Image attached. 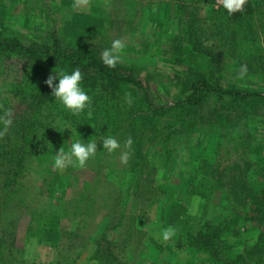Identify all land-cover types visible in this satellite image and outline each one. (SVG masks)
Segmentation results:
<instances>
[{
	"label": "rangeland",
	"instance_id": "374dc122",
	"mask_svg": "<svg viewBox=\"0 0 264 264\" xmlns=\"http://www.w3.org/2000/svg\"><path fill=\"white\" fill-rule=\"evenodd\" d=\"M72 5L73 0H0V38L35 48L87 49L100 57L114 39H122V62L115 68L140 78L155 104L184 99L187 80L196 75L213 85L264 91V0H255L248 23L241 25L244 36L239 33L238 44L220 48L213 44L209 54L199 49L213 43L214 35L207 41L208 32L200 30L204 43L195 44L187 28L190 17L203 29L200 18L212 24L208 0H90L80 8ZM212 5L221 6L217 0ZM250 47L257 67L241 79L237 59ZM74 70L56 60L0 49V90L13 107L12 120L21 124L27 117L15 118V113L40 100L31 112L37 123L30 131L27 154L22 155L21 195L27 194V205L9 206L0 213V264H215L188 248L182 230V221L214 219L222 214L220 208H227L217 204L220 191H211L206 182L194 196L187 195L195 150L200 144L202 149L216 147L225 163L243 169L249 186H257L264 177V98H257L255 106L246 104L249 101L231 103L229 96L207 98L200 115L236 118L240 126L230 133L220 117L213 120L216 127L202 122L186 127L175 108L166 115L150 111L137 83L107 87L93 69L85 73L80 68V86L91 98V115L87 108L73 115L51 94L45 80L55 72ZM58 82L57 76L54 84ZM129 93L131 104L126 99ZM145 113L149 119L143 127ZM104 136L116 138L121 149L108 153L100 140ZM129 136L134 143L123 164L120 154ZM93 140L96 156L85 168L53 167L61 148L68 152L75 141ZM7 158L5 165L13 160ZM220 190L226 191V186ZM204 196L207 206L201 202ZM236 221L243 233L234 242L243 250L259 229L254 223L245 225L243 218ZM76 225L81 232L70 239ZM169 226L176 233L165 242L161 231Z\"/></svg>",
	"mask_w": 264,
	"mask_h": 264
},
{
	"label": "trees",
	"instance_id": "16d2710c",
	"mask_svg": "<svg viewBox=\"0 0 264 264\" xmlns=\"http://www.w3.org/2000/svg\"><path fill=\"white\" fill-rule=\"evenodd\" d=\"M213 1L208 0L207 5V15L213 20L212 24H207L206 17L200 18V22L206 25L204 29L196 22L194 17L192 19L190 17L187 22L190 37L196 39L195 44H202L203 42L200 38V30L208 32L205 38L207 41L212 39L211 36L214 35L215 41L213 43L204 45V48L199 49L208 54L213 44L217 48L231 46L233 42L238 44L237 36L239 33L244 36V30L241 31V25L248 23L246 21L252 15L255 6V0H247L243 11L230 15L222 5L217 9L214 8L212 5ZM213 31L214 33L210 35L209 33ZM0 49L20 51L24 55H32L35 58L41 57L44 61L48 59L56 60L58 64L61 63L64 67L68 66L70 70L83 68V71L87 73V71L93 69L95 77L106 82L107 87L118 86L123 88L128 82H135L144 90L143 97L146 98L150 111L157 115H166L170 112V109L175 108L179 116L185 119L186 127L188 125H197L199 122H202V126L208 124L216 127L213 120L216 119L218 121L220 117L221 123H224L223 126L227 127L226 132L230 133L234 128L240 126L236 118H231L228 114L226 116L222 113H213L209 117L200 115L207 98L214 96L217 100H224L226 96H229L232 100L231 103L242 104V102L246 103L249 101L246 104L250 106L256 105L257 98L258 100L264 98V91L262 90H250L236 84H229L228 86L213 85L205 76L196 75L194 79L189 77L187 80L190 85L187 87L188 92L184 99L174 103L155 104L150 99L148 89L140 78L123 75L116 68L104 65L98 54L92 53L87 49L70 52L55 46L35 48L26 46L19 41L3 38H0ZM250 49L252 50L253 48L250 47L246 51L243 50V57L237 59L240 67L242 65L247 67L248 73L257 67V61L253 62L257 55L250 52ZM2 94L3 91L0 90V116L4 114L5 109L13 110L10 100L7 98L2 99ZM39 102L40 100H32L25 109L15 113V118L19 117L20 119L25 116L27 117L26 120L21 124L18 120H12L8 134L3 139H0V213L9 206L15 209L17 204L23 203L27 205V203H24V197L27 194L24 197L21 195L24 191L21 188L23 181L20 179L23 171L22 155L27 154L26 144L29 141L30 131L35 126V122L37 123L31 112L33 108L38 107ZM27 108H30L28 112ZM174 116L178 117L176 113ZM144 118L143 127L146 126L149 116L145 113ZM229 118L231 120L227 122ZM137 119L136 116L131 120ZM47 120L50 121V119ZM157 121L160 120L157 118ZM2 129L3 124L0 123V130ZM195 154V165L192 172L193 176L191 177L192 184L186 189L187 195L194 196L200 186L206 182L210 184L211 191L213 190L214 192L216 189L220 191L217 204H222L227 206V208H220L222 214L215 217L216 219L205 217L203 220H199L194 215H190L191 218L196 219L194 224L191 221H182V230L185 231L184 235L188 248L197 255L202 252L207 260L215 264H260L264 259V177L263 180L257 182V186H249L243 169L237 168L234 163H225L224 157L219 154L216 147L207 148L206 146L202 149L200 144L195 150ZM9 155L13 160L9 162V165H5L4 163ZM224 185L227 190L221 191L220 187ZM201 198L203 206L209 205L207 197ZM236 218H243V221L247 222L244 223L245 225L254 223L259 229V234L243 250L238 249L234 242V239L243 233L242 226L237 223ZM77 225L72 232L73 235L70 234V239H72V236H74V239L81 232L80 226L77 227ZM63 232L66 235L67 232L65 230ZM105 235L104 233L102 237H105Z\"/></svg>",
	"mask_w": 264,
	"mask_h": 264
},
{
	"label": "clouds",
	"instance_id": "9594fccd",
	"mask_svg": "<svg viewBox=\"0 0 264 264\" xmlns=\"http://www.w3.org/2000/svg\"><path fill=\"white\" fill-rule=\"evenodd\" d=\"M90 3V0H73V8H80ZM227 12L231 15L238 11H243L247 0H217ZM125 48V43L122 39H114L109 48H106L101 53V60L104 65L115 68L118 63L122 62V54ZM247 73V67L242 65L239 77L242 79ZM57 76L59 82L54 84ZM83 79V74L79 68L72 71L70 74L66 72H55V75H49L45 83L52 89V95L62 104V106L70 111L73 115H79L88 109V115H91V98L80 86ZM127 102L131 104V94L126 96ZM0 123L3 124V129L0 130V139H3L9 131L12 124V110L5 109L4 114L0 116ZM100 140L103 144V149L108 153H113L121 149L119 141L113 136H104ZM133 140L129 136L123 145V150L120 154V162L126 164L130 158V150L133 145ZM97 141L93 140L87 144L75 141L71 144L70 150L65 152L63 148L56 153L53 161V167L58 170H64L69 166L85 168L88 161L96 156ZM176 233V229L169 226L162 229L161 237L163 241H168Z\"/></svg>",
	"mask_w": 264,
	"mask_h": 264
}]
</instances>
